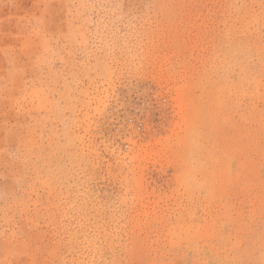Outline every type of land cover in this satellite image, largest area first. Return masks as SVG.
<instances>
[{
  "label": "rangeland",
  "instance_id": "obj_1",
  "mask_svg": "<svg viewBox=\"0 0 264 264\" xmlns=\"http://www.w3.org/2000/svg\"><path fill=\"white\" fill-rule=\"evenodd\" d=\"M0 264H264V0H0Z\"/></svg>",
  "mask_w": 264,
  "mask_h": 264
}]
</instances>
